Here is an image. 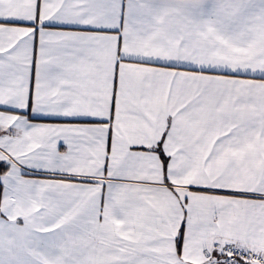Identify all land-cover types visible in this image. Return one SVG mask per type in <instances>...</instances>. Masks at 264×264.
Returning <instances> with one entry per match:
<instances>
[{
    "label": "snow or ice",
    "instance_id": "1",
    "mask_svg": "<svg viewBox=\"0 0 264 264\" xmlns=\"http://www.w3.org/2000/svg\"><path fill=\"white\" fill-rule=\"evenodd\" d=\"M0 264H264V0H0Z\"/></svg>",
    "mask_w": 264,
    "mask_h": 264
}]
</instances>
